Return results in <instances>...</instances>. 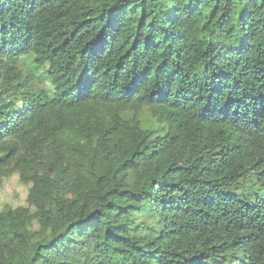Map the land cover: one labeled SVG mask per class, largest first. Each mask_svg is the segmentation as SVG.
Listing matches in <instances>:
<instances>
[{
    "label": "trees",
    "instance_id": "16d2710c",
    "mask_svg": "<svg viewBox=\"0 0 264 264\" xmlns=\"http://www.w3.org/2000/svg\"><path fill=\"white\" fill-rule=\"evenodd\" d=\"M0 264H264V0H0Z\"/></svg>",
    "mask_w": 264,
    "mask_h": 264
},
{
    "label": "rangeland",
    "instance_id": "374dc122",
    "mask_svg": "<svg viewBox=\"0 0 264 264\" xmlns=\"http://www.w3.org/2000/svg\"><path fill=\"white\" fill-rule=\"evenodd\" d=\"M28 188L23 185L17 176L7 179L0 189V211L6 207H19L26 204ZM5 237L0 236V240Z\"/></svg>",
    "mask_w": 264,
    "mask_h": 264
}]
</instances>
